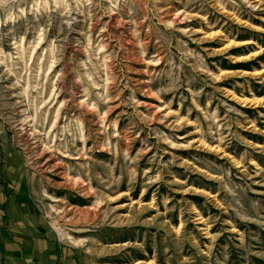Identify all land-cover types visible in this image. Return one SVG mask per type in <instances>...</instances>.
Wrapping results in <instances>:
<instances>
[{
    "label": "rangeland",
    "instance_id": "374dc122",
    "mask_svg": "<svg viewBox=\"0 0 264 264\" xmlns=\"http://www.w3.org/2000/svg\"><path fill=\"white\" fill-rule=\"evenodd\" d=\"M263 55L264 0H0V216L84 264H264Z\"/></svg>",
    "mask_w": 264,
    "mask_h": 264
},
{
    "label": "crops",
    "instance_id": "0c3cea01",
    "mask_svg": "<svg viewBox=\"0 0 264 264\" xmlns=\"http://www.w3.org/2000/svg\"><path fill=\"white\" fill-rule=\"evenodd\" d=\"M10 199L0 216V264H84V252L59 244L22 200Z\"/></svg>",
    "mask_w": 264,
    "mask_h": 264
},
{
    "label": "bare ground",
    "instance_id": "6f19581e",
    "mask_svg": "<svg viewBox=\"0 0 264 264\" xmlns=\"http://www.w3.org/2000/svg\"><path fill=\"white\" fill-rule=\"evenodd\" d=\"M243 45H245V44H243ZM257 74V73H256ZM255 76V75H254ZM33 132V131H32ZM34 137H35V134H34V136H33V134L32 135H30L29 136V138L34 142V140L36 141V139H34ZM37 137V136H36ZM31 141V142H32ZM37 142V141H36ZM35 142V143H36ZM39 142V141H38ZM51 153V152H50ZM53 153V152H52ZM46 154H48L46 151H41L40 152V154L38 155L39 156V158L40 159H43V158H45V159H43V163H42V165H41V168L43 169V171L44 172H47V173H54L55 172V170H58L59 169V166H56V164H52V157H50V155H49V157L47 156V157H45V155ZM37 156V157H38ZM44 156V157H43ZM64 157H66V156H64Z\"/></svg>",
    "mask_w": 264,
    "mask_h": 264
},
{
    "label": "trees",
    "instance_id": "16d2710c",
    "mask_svg": "<svg viewBox=\"0 0 264 264\" xmlns=\"http://www.w3.org/2000/svg\"><path fill=\"white\" fill-rule=\"evenodd\" d=\"M264 60V55L258 58V61Z\"/></svg>",
    "mask_w": 264,
    "mask_h": 264
}]
</instances>
